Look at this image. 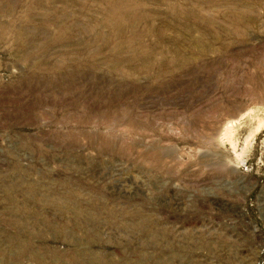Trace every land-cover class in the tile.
Returning a JSON list of instances; mask_svg holds the SVG:
<instances>
[{"label":"rangeland","instance_id":"1","mask_svg":"<svg viewBox=\"0 0 264 264\" xmlns=\"http://www.w3.org/2000/svg\"><path fill=\"white\" fill-rule=\"evenodd\" d=\"M0 264H264V0H0Z\"/></svg>","mask_w":264,"mask_h":264}]
</instances>
